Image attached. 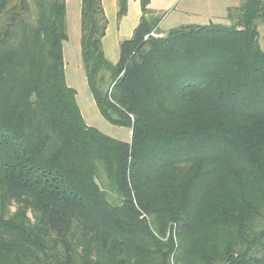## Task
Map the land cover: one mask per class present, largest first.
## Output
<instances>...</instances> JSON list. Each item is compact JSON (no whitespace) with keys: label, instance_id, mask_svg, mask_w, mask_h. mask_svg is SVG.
Wrapping results in <instances>:
<instances>
[{"label":"trees","instance_id":"16d2710c","mask_svg":"<svg viewBox=\"0 0 264 264\" xmlns=\"http://www.w3.org/2000/svg\"><path fill=\"white\" fill-rule=\"evenodd\" d=\"M148 4L112 64L81 0L87 84L125 142L66 84L65 0H0V264H264V0L164 32Z\"/></svg>","mask_w":264,"mask_h":264},{"label":"crops","instance_id":"0c3cea01","mask_svg":"<svg viewBox=\"0 0 264 264\" xmlns=\"http://www.w3.org/2000/svg\"><path fill=\"white\" fill-rule=\"evenodd\" d=\"M78 1L79 0H77V2ZM68 2L69 0H65V7ZM101 2L107 17V28L102 38V49L106 58L110 56L109 59L114 60V58L118 56L120 42L129 38L138 24L142 13L140 0H128L127 12L120 20L116 19V0H101ZM240 2L241 0H149L148 8L154 15L161 13V20L158 23V27L164 32L182 24H207L209 22L229 24L230 21L227 18V13L230 9L232 10L238 7ZM257 31L259 46L264 51V21L259 23ZM76 63L78 64V68L82 67L81 59L80 61L77 60ZM67 66L68 63L64 61L65 81L69 87L75 90L76 103L85 123L110 137L129 142L131 139V129L126 126L113 125L100 114L89 90L87 80L86 84L89 93L84 89L79 95L74 88L76 79L72 78L71 80H66ZM105 120L109 124H107Z\"/></svg>","mask_w":264,"mask_h":264},{"label":"rangeland","instance_id":"374dc122","mask_svg":"<svg viewBox=\"0 0 264 264\" xmlns=\"http://www.w3.org/2000/svg\"><path fill=\"white\" fill-rule=\"evenodd\" d=\"M79 11H80V0L78 2L77 0H69V2L66 5V14H65L67 39L63 42V56L65 63H68L66 69V80L67 79L71 80L72 78L76 79V85L74 86V88L76 89L77 93L80 95L81 91L84 89L87 91V93H89V91L82 67L78 68L77 67L78 64L76 63L77 60L80 61L81 59ZM158 15H161V13ZM154 33H156V31H154ZM118 56H119V52H118ZM118 56H116L114 60H110L109 59L110 56H109L107 60L110 63L115 64L118 60ZM105 77H106V81L108 82L110 80V78H108V73L105 74ZM106 123L109 124L107 121ZM104 189L106 190L107 199L112 203H118L116 192L112 190L109 186H107L106 183L104 184Z\"/></svg>","mask_w":264,"mask_h":264},{"label":"built area","instance_id":"2783aa9c","mask_svg":"<svg viewBox=\"0 0 264 264\" xmlns=\"http://www.w3.org/2000/svg\"><path fill=\"white\" fill-rule=\"evenodd\" d=\"M150 35L155 36V37H159V36H161L162 34L154 33V31H152V32H150Z\"/></svg>","mask_w":264,"mask_h":264}]
</instances>
